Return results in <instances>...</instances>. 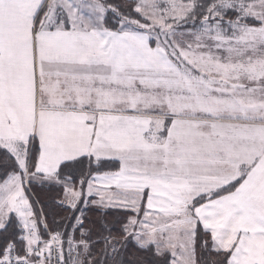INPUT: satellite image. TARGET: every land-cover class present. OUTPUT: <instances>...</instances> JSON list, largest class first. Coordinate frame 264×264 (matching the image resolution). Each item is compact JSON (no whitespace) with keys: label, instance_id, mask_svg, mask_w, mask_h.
Listing matches in <instances>:
<instances>
[{"label":"snow or ice","instance_id":"snow-or-ice-1","mask_svg":"<svg viewBox=\"0 0 264 264\" xmlns=\"http://www.w3.org/2000/svg\"><path fill=\"white\" fill-rule=\"evenodd\" d=\"M0 264H264V0H0Z\"/></svg>","mask_w":264,"mask_h":264},{"label":"trees","instance_id":"trees-1","mask_svg":"<svg viewBox=\"0 0 264 264\" xmlns=\"http://www.w3.org/2000/svg\"><path fill=\"white\" fill-rule=\"evenodd\" d=\"M35 199H38L41 203V205L45 206V210H48V206L51 204L52 197L54 196V193H50L46 190L41 189H35ZM63 214V213H61Z\"/></svg>","mask_w":264,"mask_h":264},{"label":"rangeland","instance_id":"rangeland-1","mask_svg":"<svg viewBox=\"0 0 264 264\" xmlns=\"http://www.w3.org/2000/svg\"><path fill=\"white\" fill-rule=\"evenodd\" d=\"M61 215H64V213H63V214H61Z\"/></svg>","mask_w":264,"mask_h":264}]
</instances>
